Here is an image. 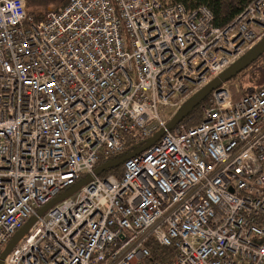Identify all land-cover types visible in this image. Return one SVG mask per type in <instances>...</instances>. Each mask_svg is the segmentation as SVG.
<instances>
[{"label": "built area", "instance_id": "obj_1", "mask_svg": "<svg viewBox=\"0 0 264 264\" xmlns=\"http://www.w3.org/2000/svg\"><path fill=\"white\" fill-rule=\"evenodd\" d=\"M26 10L0 0V249L92 178L3 264H159L149 239L175 248L170 264H264V89L224 84L201 123L166 129L264 38V0L225 29L160 0H69L39 21ZM160 130L119 178L94 176L100 155Z\"/></svg>", "mask_w": 264, "mask_h": 264}, {"label": "trees", "instance_id": "obj_2", "mask_svg": "<svg viewBox=\"0 0 264 264\" xmlns=\"http://www.w3.org/2000/svg\"><path fill=\"white\" fill-rule=\"evenodd\" d=\"M166 4H180L187 11H195L200 8H205L208 10L212 16V23L215 28L225 29L229 26L249 5L258 0H160ZM64 0H62V3ZM66 5V4H65ZM64 5V6H65ZM62 6V7H64ZM61 8V7H60ZM57 8L56 10L60 9ZM55 10V11H56ZM27 15L34 18V20L39 21L44 18L47 13L33 12V14L27 9ZM259 62V63H257ZM257 64V67L255 66ZM253 66V67H252ZM254 69V78L250 80L245 78L246 71L251 68ZM246 70V71H245ZM241 74L237 75L230 82L236 81L238 83L239 96H245L264 89V53L255 60L248 68H246ZM248 75V74H247ZM261 80V81H259ZM208 96L199 106L194 108L189 115L183 120L188 127L196 126L202 122V112L201 108L203 105L207 104L209 101ZM141 145V144H140ZM140 145H134L128 142L124 149L116 155L104 156L100 155L97 161V167H100L110 161L118 160L119 158L129 155L137 150ZM116 176L119 178L121 176V166L111 167L110 169L103 172L100 177ZM145 246L151 252V260L153 262H158L159 264H170L175 256L176 250L174 247H162L156 242L149 239ZM3 249H0V254Z\"/></svg>", "mask_w": 264, "mask_h": 264}, {"label": "water", "instance_id": "obj_3", "mask_svg": "<svg viewBox=\"0 0 264 264\" xmlns=\"http://www.w3.org/2000/svg\"><path fill=\"white\" fill-rule=\"evenodd\" d=\"M264 53V39L252 50L247 52L240 60L235 64L230 66L226 71L220 74L217 78L213 79L207 86L198 91L194 96H192L181 108V110L168 122L166 125L167 130L173 129L175 126L179 125L189 113L199 106L213 91H219L222 85L230 82L237 75L241 74L246 68H248L255 60H257ZM164 130L157 132L152 138H150L142 147L138 148L135 152L123 156L118 160L110 161L98 168L93 172L94 176H100L103 172L110 169L111 167L120 166L128 159H131L146 149L154 145L163 135ZM91 176L86 177L81 182L77 183L75 186L60 194L56 198L52 199L45 206L40 208L36 216L31 217L22 228H20L8 244L5 246L4 250L0 254V264H3V260L11 248L18 242V240L26 233L28 228L37 220V218L44 215L49 209L62 202L63 200L71 197L77 193L80 188L91 181Z\"/></svg>", "mask_w": 264, "mask_h": 264}, {"label": "rangeland", "instance_id": "obj_4", "mask_svg": "<svg viewBox=\"0 0 264 264\" xmlns=\"http://www.w3.org/2000/svg\"><path fill=\"white\" fill-rule=\"evenodd\" d=\"M69 0H64V2L62 3V0H26V7L27 9L33 14V12H42V13H47L50 11H55L57 8H60L62 6H64L65 4H67ZM252 5V4H251ZM249 5V6H251ZM259 63V62H257ZM255 66L257 67V64H255ZM253 67V66H252ZM254 68H251V70L249 69L248 71H246V77L250 80L255 79L254 77ZM248 74V75H247ZM261 81V80H259ZM231 84H233L234 87H232V91H235V88L237 86L238 88V83L236 81L230 82ZM230 87V86H229ZM239 95V94H238ZM167 116V115H166ZM74 196H71V199H73Z\"/></svg>", "mask_w": 264, "mask_h": 264}, {"label": "bare ground", "instance_id": "obj_5", "mask_svg": "<svg viewBox=\"0 0 264 264\" xmlns=\"http://www.w3.org/2000/svg\"><path fill=\"white\" fill-rule=\"evenodd\" d=\"M67 3H68V2H67ZM263 39H264V38H263ZM263 39H262V40H263ZM262 40H261V41H262ZM261 41H260V42H261ZM260 42H259V43H260ZM259 43H258V44H259ZM258 44H257V45H258ZM257 45H256V46H257ZM256 46H254L252 49H254ZM252 49H251V50H252ZM228 83H229V82H228ZM208 84H209V83H208ZM208 84H207V85H208ZM226 84H227V83H226ZM207 85H206V86H207ZM204 87H205V86H204ZM204 87H203V88H204ZM201 89H202V88H201ZM201 89H199L198 91H200ZM198 91H197V92H198ZM197 92H196V93H197ZM213 92H214V91H213ZM213 92H212V93H213ZM212 93H211V94H212ZM211 94H210V95H211ZM210 95H209V96H210ZM4 248H5V247H4ZM4 248H2V249L4 250Z\"/></svg>", "mask_w": 264, "mask_h": 264}]
</instances>
